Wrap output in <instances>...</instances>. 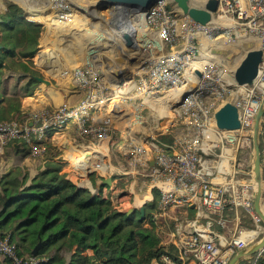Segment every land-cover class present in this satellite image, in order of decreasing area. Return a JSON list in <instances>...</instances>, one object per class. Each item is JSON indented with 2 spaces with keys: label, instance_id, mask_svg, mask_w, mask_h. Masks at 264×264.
<instances>
[{
  "label": "built area",
  "instance_id": "1",
  "mask_svg": "<svg viewBox=\"0 0 264 264\" xmlns=\"http://www.w3.org/2000/svg\"><path fill=\"white\" fill-rule=\"evenodd\" d=\"M218 1L216 12L221 18L232 20L238 33L257 37L262 59L251 84L238 85L232 76L233 83L223 84L218 78L216 87H210L213 96L208 100L204 88L206 81L213 80L214 68L205 65V60L197 58L193 52L197 36L211 38L218 25L200 24L188 16L179 18L167 7L166 0H158L139 21L137 36L141 38L143 65L132 80L114 87L100 77L94 61L99 57L101 46L95 42L104 38L112 41L106 35L111 32L98 19H86L84 30L91 41L85 47V62L71 71L61 72L86 89L85 97L75 105L63 104L21 120H0V147L19 141L36 155L40 151L37 143L49 137V130L53 135L69 123H86L91 112L107 107L114 97L122 105L136 103L139 106L138 101L147 102L161 92L185 89L188 79L194 80V87L181 104L191 130L168 143L154 138L145 147L125 146V152L135 153V162L148 170L151 186L160 191L157 209L161 214L175 207L194 205L197 220H203L200 228L188 222L176 223L172 238H179L175 242L171 240L176 257L164 253L152 261L154 264H227L236 251L264 233V225L254 209L252 168L240 156V151L252 144L254 118L264 96V0ZM51 5L60 24L76 21L78 14L72 11L67 0H51ZM118 7L125 10L122 5ZM115 24L113 34L120 35V23ZM182 39L184 46L179 50L175 46ZM196 63L201 68L197 69ZM230 85L234 86V94L224 99ZM226 101L237 108L240 123L237 129L222 130L216 126L215 112ZM94 131L100 132V129H89L90 133ZM259 142L264 188V115ZM151 159L154 164L149 166ZM247 220L255 226H246ZM39 261L37 255L23 253L10 235L0 238V264H38Z\"/></svg>",
  "mask_w": 264,
  "mask_h": 264
},
{
  "label": "rangeland",
  "instance_id": "2",
  "mask_svg": "<svg viewBox=\"0 0 264 264\" xmlns=\"http://www.w3.org/2000/svg\"><path fill=\"white\" fill-rule=\"evenodd\" d=\"M23 1L29 3L32 9H42L41 13H46L47 15L39 16L28 14L30 19L34 20V22L42 21L43 28L39 39L37 54L47 48L48 54L45 55V57L47 56L49 59L51 58V60L47 63L45 59L46 62H44V64L46 65L47 74H44L43 71V73L41 72V76L50 80L53 84L56 80L61 81L60 79L67 78L58 73V68L61 66L64 67L68 63L70 57L77 60L85 56V47L91 39L89 34L84 30V20L98 19L108 27L107 29L110 30L111 33H113L115 30V23L118 24L122 22L125 13V10H121L118 4L110 8H97L96 4L100 0H67L72 11L75 10V12H77L75 9L77 5H82L83 10L81 13L79 12L76 21L70 24H60L56 21V16L52 15L54 9L50 7L51 0H0V11L4 10L3 7L6 3L18 2L23 5ZM205 1L206 0H190V3L195 6H203ZM166 4L179 18L187 16L177 8L173 0H166ZM140 18L138 14V20ZM208 23L210 25H218V27L214 30V34L211 38L203 37L200 34L197 36V41H195L194 45L196 50H194L193 53L194 55H199L201 52H209L213 54V58L216 60L214 61V59L210 60L207 58V61H205V63H207L205 65L209 64L214 68L213 80L209 82L206 81V88H204V95L209 100L213 96L210 87H216L217 79L219 78L222 80L223 84H229V82L233 83L232 80L228 81L225 75L230 74L233 78L232 73L244 54L249 49H257L259 43L257 37L253 35H242L238 33L233 27V21L227 18H221L217 12L214 13L212 20ZM106 35L109 36L112 41L104 38L102 41L95 42L101 47L98 50L99 57L94 61V68H96L102 79L107 80V83L113 85L117 83L122 76L128 74L131 63L126 59L121 49L122 37L116 39L109 34ZM139 40L141 41V38H139ZM184 42V39H182L175 48L179 50L183 49ZM56 58L63 59L61 61L62 63H59L60 60L57 61V66L55 65ZM196 67L197 69L201 68L198 63H196ZM26 81L27 80H23L22 83L25 84ZM62 81L65 82V80ZM17 82H21L19 77H17L16 84L10 86L11 92L8 98L12 97L11 95L15 91L14 89ZM193 87L194 84L189 88ZM227 88L228 90L224 95V99H227L230 94H234V86L230 85L227 86ZM187 89L188 87L185 90ZM173 90L158 94L157 97L161 100L155 101L154 106H150L146 101H138L137 104H139V106H137L136 103L122 105L117 101V98H115L110 101L109 104L107 103V107L95 110L94 113H97L99 116H97L98 119L94 121L93 124H82V122L79 124L69 123L66 127L57 132L59 134L53 138L54 141L48 140L45 143H37V148L40 151L36 155H32L30 149L23 143L22 144L24 149L33 157L59 153V157L62 160L67 159L71 161V163L68 161V165H73V161L77 160L82 152H89L91 154L89 159L81 162L79 165H73L75 168L79 169L77 172L78 175H83L81 176V178H84L83 183H86L92 191L98 192V189L94 185H91L86 179L87 173L94 172L96 174L100 172L103 175L102 180L111 177L112 189H109V186H107V190H105L104 187L103 191H105V195L111 197L116 208L122 211L134 208V211H136L141 205L151 203L154 200V188L151 186L152 180L148 175V170H144L142 165L135 162V153L125 152L124 147L128 144L145 147L147 142L156 138L158 134L167 133L168 136L174 139L176 136L191 130L192 126L188 124L187 115L181 109V105H179L180 100L165 104L162 113L157 110V106L160 104L159 102L165 101L167 94ZM21 116L22 114H20V117ZM29 116H31V114ZM12 118H16V116H12ZM91 128L100 129V132L94 131L90 133L89 129ZM53 135H55V133ZM58 142L63 146L61 147L62 149H58L56 144ZM217 150H219V148H216V152H218ZM240 156L243 162L252 168V144L242 149L240 151ZM74 179H77V177H74ZM78 182H80V180H78ZM140 199H142V201ZM149 211L153 215V222L156 223L153 224L156 235L161 242L166 243L164 245H168L171 243V233L175 231V224H181V222L183 223L184 221L182 217H179L185 213L184 209L168 210L165 214H161L162 211L158 210L156 205ZM174 217H177V219L175 220ZM146 225L149 226V223H146ZM263 235L264 233L260 235L254 243L259 241ZM53 253H55L54 250L50 252V255ZM62 254L68 258L67 253L63 252ZM256 257L257 255H252L248 260L244 259L239 263L253 264Z\"/></svg>",
  "mask_w": 264,
  "mask_h": 264
},
{
  "label": "trees",
  "instance_id": "3",
  "mask_svg": "<svg viewBox=\"0 0 264 264\" xmlns=\"http://www.w3.org/2000/svg\"><path fill=\"white\" fill-rule=\"evenodd\" d=\"M5 7L0 13V44L8 49L6 55L10 61L3 65L5 55L0 54V68L19 70L21 79L27 74L41 75L33 57L43 25L21 17L15 4L6 3ZM2 74L0 69V76ZM36 84V80L29 78L19 88L15 86L14 97L8 99L0 120L11 119L12 113L17 119H23L14 105L15 95H32ZM47 133L51 137L53 131ZM171 140L167 133L155 138L164 143ZM65 164L60 158L48 157L44 169L27 185L26 175L21 183H14L17 176L12 173L0 177V238L10 235L26 254L41 240L38 264H151L164 253L176 257L175 246L163 245L153 228V215L149 210L157 205L158 189H153L154 200L144 204V216L140 218L139 208L129 214L116 208L110 196L103 195L107 185L100 183L95 193L88 188H77L62 171ZM89 178L95 186L96 174L90 172ZM53 250L55 253L50 255ZM253 264H264V250Z\"/></svg>",
  "mask_w": 264,
  "mask_h": 264
},
{
  "label": "crops",
  "instance_id": "4",
  "mask_svg": "<svg viewBox=\"0 0 264 264\" xmlns=\"http://www.w3.org/2000/svg\"><path fill=\"white\" fill-rule=\"evenodd\" d=\"M12 4H15L19 8V10L21 12V17H25V18H27V20H30L29 19L30 16L28 14L47 16L46 13H41L42 9H32L30 4L26 3L25 1H23V5L19 4L18 2H15ZM50 7L52 9H54L52 7V5H50ZM3 9L4 10L6 9L5 5H4ZM0 13H2V11H0ZM55 13H56V11L54 9V13L52 15H55ZM77 14L79 15V12ZM30 21H32V20H30ZM35 22L41 23L42 21H35ZM2 46H3V48H2V50H0V54L5 55L4 59H3V65H6L8 63V61H10V58L8 57V55H6L8 49H6L4 47V45H2ZM40 54L41 53H39V55H38L36 52V55L33 57L34 64L40 70V72L43 73V71H44V74H47L46 65L44 64V62H46L45 59L47 56L45 57V55H44V57H45L44 58L43 55H40ZM35 57H36V59H35ZM84 59L85 58L83 57L81 59L75 60L72 57H70L68 59L69 60L68 61L66 58L68 63L64 67L61 66V64H60L61 67L58 68L59 69L58 73L61 76H65V75L61 74V72L64 69L71 71L74 67L83 64L85 62ZM50 60H51V58H50ZM62 60L63 59H61V58L60 59L56 58L55 65L57 66V63H58L57 61H59V63H62L61 62ZM66 60H65V62H66ZM0 69L3 72V74L0 76V80H1V82H0V113H1V112L5 111V109H7V105L9 103L8 99H10V97L8 98V96H10L9 93L11 92L10 86L12 84H16L15 82L17 80V77L20 78L21 74H20V71L17 69L14 71L8 70L6 67H2ZM30 76H31L30 74L23 75L22 79L20 78L21 82H19V83L17 82L16 86L19 88L20 86H22V84L24 85V83H22V81L23 80L28 81V79L31 78ZM38 76H41V75H38ZM60 80L61 81L56 80L54 84L50 80H49L50 83H41V82L37 81V84L35 85V87L33 89L32 95H25L24 96L22 93H20L19 95H15V98L17 100H16V103L14 105L19 109L20 113L22 114V117L28 118V116L30 114L32 115V114L40 113V112H49V111H51V110H53V109H55V108H57L63 104L75 105V104L79 103L85 97L86 89L77 86L70 79V77H67L65 79H60ZM62 80H65V82H63ZM12 97H14V96H12ZM131 104H133V103H131ZM124 105H130V104H124ZM94 112L95 111L91 112L89 114V116H87V118H86V122H88L89 125L93 124L94 121H96L98 119L97 116H99V115H97V113H94ZM10 115L11 116H9V117L17 116L16 114H13V113ZM58 134L59 133H55V135H52L49 138H45L39 142L45 143L48 140L54 141L53 138L55 136H57ZM56 144L58 146V149H62L61 147H63V146L61 145L60 142H58ZM124 150H125V147H124ZM52 156L55 159L60 158L59 153L58 154H50L47 156L46 155H40L38 157H33L28 153V151L26 149H24V146L21 142L18 141V142L9 143L6 146L0 147V177L6 173H12V175L14 174L17 176V180L14 181V183H21L23 177L26 175L27 180H26L25 185H27L31 182V180L41 170L44 169L47 158L52 157ZM90 157H91V154L89 152H82L80 154V156L77 158V160H74L72 164L73 165H79L81 162L86 161ZM63 161H65L66 164L63 166L62 171H65L67 173L68 179H70L74 184H76V186H78L80 184L79 185L80 187L88 188L92 192L90 187L86 183H83L84 178H81V176H83V175H80V174L78 175L77 172L79 171V169L75 168L73 165H68L67 164L68 161L71 163L70 160L65 159ZM96 176L98 178L96 179L95 187L98 189V185L100 184L103 175H102V173L99 172V173H96ZM74 177L75 178L77 177V179H74ZM86 179L91 183V185H93L91 180L89 179V173H87ZM78 180H80V182H78ZM110 188L111 187H109V189ZM104 189L107 190L106 187ZM103 195H105V191H103ZM140 200L142 201V199H140ZM188 207H190L191 209H194V210L190 211L188 209ZM188 207L181 206V207L172 208L170 210L172 211V210L183 208L185 213H183V215L179 216V217H182L184 219L182 224L184 225V222H188V224L190 226L200 228L203 224V220H200V219L197 220V216H196L197 210L195 209L194 205H190ZM262 208L264 210V203H262ZM174 219L176 220L177 217L176 218L174 217ZM154 224H156V223L154 222ZM245 225L248 227H252V228L255 226L251 220L245 221ZM171 234H172V236H174L175 233H171ZM259 237H260V234H259ZM178 238L176 239V237H173L171 240L173 242H175V241H178ZM257 239H255L253 242L249 243L248 246L251 245L252 243H254ZM161 243L163 245L166 244L164 242H161ZM258 254L259 253L255 254V255L258 256ZM245 260H248V259H245ZM151 264H154V262H152Z\"/></svg>",
  "mask_w": 264,
  "mask_h": 264
},
{
  "label": "water",
  "instance_id": "5",
  "mask_svg": "<svg viewBox=\"0 0 264 264\" xmlns=\"http://www.w3.org/2000/svg\"><path fill=\"white\" fill-rule=\"evenodd\" d=\"M158 0H119L118 6L122 5L125 7V13L122 22H120V35L122 37V51L125 54L126 59L131 63L130 70L127 75L122 76L114 87L120 86L126 81H130L134 78L135 71L141 68L143 65L142 61V48L140 40L137 36L139 30L138 14H147L151 7L155 5ZM177 8H179L184 15L190 17L193 21L200 24H207L213 18L214 13L217 11L218 0H206L203 6H195L190 3V0H173ZM115 6L112 0H100L96 6L99 9L110 8ZM77 12H82V5L75 7ZM0 22L2 18L0 17ZM3 46L0 44V50ZM38 51V50H37ZM262 59V50L249 49L240 62L236 65L233 71V79L238 85L251 84L255 78L259 63ZM49 63V57L46 58ZM200 75L199 70L195 71ZM32 79L41 83H50L48 79L38 75H31ZM192 88L185 90L180 98L179 105L189 96ZM264 115V96L260 102L259 108L256 112L253 129H252V146H253V163L252 173L255 182V195H254V209L256 214L259 216L261 222L264 225V210L262 208L263 200V183H262V172H261V156H260V142H259V130L262 117ZM215 123L219 129L222 130H234L239 128L240 123L238 120V113L236 106L230 101L224 102L215 112ZM31 124V123H29ZM154 164V160L149 161V166ZM102 184L111 187L112 178L107 177L101 181ZM80 186L78 185L77 188ZM92 193H95L92 191ZM193 207V206H192ZM135 209L132 208L126 212L129 214ZM141 217L144 216V205L139 207ZM42 246V241L38 243L31 250V254L36 256L39 249ZM264 250V235L263 237L243 249L236 251L228 260L227 264H238L244 259H248L250 256L255 255Z\"/></svg>",
  "mask_w": 264,
  "mask_h": 264
},
{
  "label": "bare ground",
  "instance_id": "6",
  "mask_svg": "<svg viewBox=\"0 0 264 264\" xmlns=\"http://www.w3.org/2000/svg\"><path fill=\"white\" fill-rule=\"evenodd\" d=\"M112 2H114V4H118L119 3V0H112ZM140 19H139V21L140 20H143V15H140ZM30 19V18H29ZM30 20H32V19H30ZM32 21H34V20H32ZM56 21H58V20H56ZM58 23H60L59 21H58ZM228 25V24H227ZM111 36L113 37V38H116V39H119V38H121V35H119L118 33H116L115 35L113 34V33H111ZM61 40V39H60ZM202 40V39H201ZM222 40V39H221ZM216 41H217V39H216ZM221 43V42H220ZM207 44V43H206ZM217 45H219V44H217ZM216 46V45H215ZM47 48L46 49H44V50H42L40 53V55H47L48 53H47ZM39 55V54H38ZM238 55V54H237ZM197 56V58H199V59H203V60H205V61H207V58H209L210 60H212V59H214L213 58V54H211V53H209V52H201V54H197L196 55ZM239 59V58H238ZM214 61H216L215 59H214ZM215 63H217V62H215ZM219 63V62H218ZM237 63V62H236ZM234 65V64H233ZM231 67V66H230ZM228 70V69H227ZM227 72V71H226ZM226 76V78H227V80L228 81H231V75L230 74H226L225 75ZM224 77V76H223ZM194 84V80H192V79H188V82H187V86H186V88L188 87H191L192 85ZM185 88V89H186ZM185 89H177V90H173V91H171V92H169L168 94H167V96H166V99H165V101H161V102H159L160 104L157 106V110L159 111V112H161L162 113V109H163V107H164V105L165 104H167L168 102H171V101H174V102H176V101H178V100H180V98H181V96H182V94H183V92H184V90ZM113 99H115V97L113 98ZM112 99V100H113ZM111 100V101H112ZM159 100H161L160 98H158L157 96L156 97H154L153 99H151L150 101H147V104H149L150 106H154V102L156 101H159ZM118 101V100H117ZM109 104V103H108ZM171 121V120H170Z\"/></svg>",
  "mask_w": 264,
  "mask_h": 264
}]
</instances>
